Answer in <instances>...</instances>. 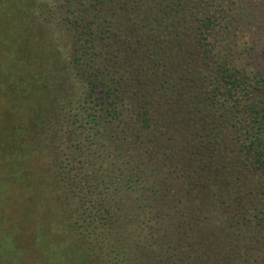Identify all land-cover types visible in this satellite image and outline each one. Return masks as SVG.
I'll return each mask as SVG.
<instances>
[{
	"label": "trees",
	"instance_id": "trees-1",
	"mask_svg": "<svg viewBox=\"0 0 264 264\" xmlns=\"http://www.w3.org/2000/svg\"><path fill=\"white\" fill-rule=\"evenodd\" d=\"M0 264H264V0H0Z\"/></svg>",
	"mask_w": 264,
	"mask_h": 264
}]
</instances>
